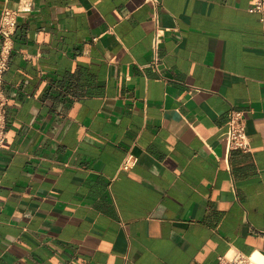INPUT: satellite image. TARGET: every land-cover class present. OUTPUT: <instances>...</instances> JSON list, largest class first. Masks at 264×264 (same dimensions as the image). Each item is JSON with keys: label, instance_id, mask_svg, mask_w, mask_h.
Returning <instances> with one entry per match:
<instances>
[{"label": "crops", "instance_id": "crops-1", "mask_svg": "<svg viewBox=\"0 0 264 264\" xmlns=\"http://www.w3.org/2000/svg\"><path fill=\"white\" fill-rule=\"evenodd\" d=\"M22 4L4 73L0 264L264 255L251 232L264 228V22L252 0H0V13ZM232 107L250 151H226ZM129 149L137 163L120 169Z\"/></svg>", "mask_w": 264, "mask_h": 264}, {"label": "built area", "instance_id": "built-area-1", "mask_svg": "<svg viewBox=\"0 0 264 264\" xmlns=\"http://www.w3.org/2000/svg\"><path fill=\"white\" fill-rule=\"evenodd\" d=\"M157 2V0H151ZM28 4H22L21 7L14 9L4 7L0 13V37L2 43L0 46V147L4 144L7 136V102L8 96L4 88V73L8 69L9 58L12 50V36L17 28V17L23 10H28ZM249 11H257L261 14V21L264 22V0H256ZM164 28L157 29L152 37L153 59L149 64L157 67L159 65V47L162 43ZM225 145L226 151L240 149L243 151L251 150V139L245 129L244 112L237 108H230L228 119L225 124ZM138 160V156L129 149L124 155L120 169H130ZM229 165V162L227 161ZM251 232L264 238V228H257L251 225ZM254 253H244L238 248H230L225 254L218 258L216 264H264L257 262L253 258Z\"/></svg>", "mask_w": 264, "mask_h": 264}, {"label": "bare ground", "instance_id": "bare-ground-1", "mask_svg": "<svg viewBox=\"0 0 264 264\" xmlns=\"http://www.w3.org/2000/svg\"><path fill=\"white\" fill-rule=\"evenodd\" d=\"M255 253V252H254ZM253 258L260 263H264V255H261V253L256 252L253 254Z\"/></svg>", "mask_w": 264, "mask_h": 264}, {"label": "clouds", "instance_id": "clouds-1", "mask_svg": "<svg viewBox=\"0 0 264 264\" xmlns=\"http://www.w3.org/2000/svg\"><path fill=\"white\" fill-rule=\"evenodd\" d=\"M252 2H253V3H255V2H256V0H252Z\"/></svg>", "mask_w": 264, "mask_h": 264}]
</instances>
